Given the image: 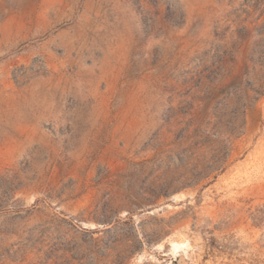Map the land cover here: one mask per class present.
<instances>
[{"label":"rangeland","instance_id":"1","mask_svg":"<svg viewBox=\"0 0 264 264\" xmlns=\"http://www.w3.org/2000/svg\"><path fill=\"white\" fill-rule=\"evenodd\" d=\"M263 43L264 0H0V264H264Z\"/></svg>","mask_w":264,"mask_h":264},{"label":"trees","instance_id":"2","mask_svg":"<svg viewBox=\"0 0 264 264\" xmlns=\"http://www.w3.org/2000/svg\"><path fill=\"white\" fill-rule=\"evenodd\" d=\"M263 45H264V43H263ZM258 54L260 55V57H262V58H260V60H262L263 57H264V48H263L262 50H260V51L258 52ZM250 60L252 61L253 64L255 63V61L252 60V58H250ZM260 60H258V61H259L258 63H259V65H260L262 68H264V60H262V61H260ZM252 92H253L254 96L252 97L251 100H253V101H255L257 97L262 96V95L264 94V73H262L260 79L257 80V82H256V87H253V88H252ZM244 124H245V122H244V120H243V123H241V126H239V128L241 129V128H242V125H244ZM239 128H237V129H239ZM242 129H243V128H242ZM230 131H231L230 133L233 134V133L236 132V128H233V129H231ZM237 132H238V131H237ZM239 132H240V130H239ZM239 132H238V133H239Z\"/></svg>","mask_w":264,"mask_h":264}]
</instances>
